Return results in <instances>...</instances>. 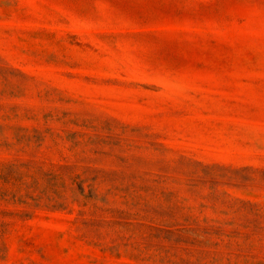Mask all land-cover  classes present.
Segmentation results:
<instances>
[{
    "label": "rangeland",
    "instance_id": "rangeland-1",
    "mask_svg": "<svg viewBox=\"0 0 264 264\" xmlns=\"http://www.w3.org/2000/svg\"><path fill=\"white\" fill-rule=\"evenodd\" d=\"M0 264H264V0H0Z\"/></svg>",
    "mask_w": 264,
    "mask_h": 264
}]
</instances>
